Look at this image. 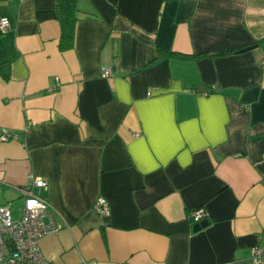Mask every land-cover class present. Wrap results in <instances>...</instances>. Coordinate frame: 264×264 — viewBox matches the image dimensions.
Segmentation results:
<instances>
[{
  "label": "crops",
  "instance_id": "obj_1",
  "mask_svg": "<svg viewBox=\"0 0 264 264\" xmlns=\"http://www.w3.org/2000/svg\"><path fill=\"white\" fill-rule=\"evenodd\" d=\"M56 5L0 0V128L18 137L0 142V205L47 181L34 193L60 227L40 241L55 264H255L264 0H79L66 51ZM198 209L209 224L195 232Z\"/></svg>",
  "mask_w": 264,
  "mask_h": 264
},
{
  "label": "built area",
  "instance_id": "obj_2",
  "mask_svg": "<svg viewBox=\"0 0 264 264\" xmlns=\"http://www.w3.org/2000/svg\"><path fill=\"white\" fill-rule=\"evenodd\" d=\"M7 18L0 19V34L11 29ZM112 69L102 68L103 77H110ZM16 134L6 128H0V142L17 140ZM36 188L47 189L46 180L31 175L29 182L18 189L21 193L22 207L19 219H14L9 204L0 205V264H55L43 253L40 241L49 235H56L60 227L55 224L52 216V205L44 198L34 193ZM93 210L103 217L110 216V206L106 199L99 198L93 205ZM194 225L207 219V213L198 209L190 214ZM264 260V250H253V262L261 264Z\"/></svg>",
  "mask_w": 264,
  "mask_h": 264
},
{
  "label": "trees",
  "instance_id": "obj_3",
  "mask_svg": "<svg viewBox=\"0 0 264 264\" xmlns=\"http://www.w3.org/2000/svg\"><path fill=\"white\" fill-rule=\"evenodd\" d=\"M78 1L79 0H57V11L59 22L61 26L60 49L62 51L69 50L73 47L75 41V28L78 21ZM2 34H0L1 36ZM251 48V47H250ZM248 48H242L237 52H245ZM161 54L168 59L178 60H199L206 56V54L186 55L174 51L161 50ZM0 75L5 80L10 79V65L7 62H0Z\"/></svg>",
  "mask_w": 264,
  "mask_h": 264
},
{
  "label": "rangeland",
  "instance_id": "obj_4",
  "mask_svg": "<svg viewBox=\"0 0 264 264\" xmlns=\"http://www.w3.org/2000/svg\"><path fill=\"white\" fill-rule=\"evenodd\" d=\"M20 209H21V204H19V203H16L12 206V212H13L14 219H19Z\"/></svg>",
  "mask_w": 264,
  "mask_h": 264
},
{
  "label": "water",
  "instance_id": "obj_5",
  "mask_svg": "<svg viewBox=\"0 0 264 264\" xmlns=\"http://www.w3.org/2000/svg\"><path fill=\"white\" fill-rule=\"evenodd\" d=\"M247 50H249V49H247ZM208 224H209V222L206 220V221H203V222L200 223V224H196V225L193 227V229H194L195 232H197V231H200L201 229L207 227Z\"/></svg>",
  "mask_w": 264,
  "mask_h": 264
}]
</instances>
